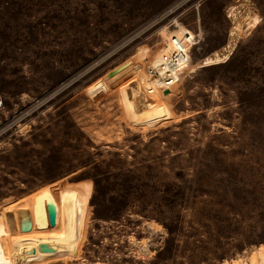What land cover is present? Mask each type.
I'll return each instance as SVG.
<instances>
[{"label":"rangeland","instance_id":"374dc122","mask_svg":"<svg viewBox=\"0 0 264 264\" xmlns=\"http://www.w3.org/2000/svg\"><path fill=\"white\" fill-rule=\"evenodd\" d=\"M261 244L264 0H0V264Z\"/></svg>","mask_w":264,"mask_h":264},{"label":"bare ground","instance_id":"6f19581e","mask_svg":"<svg viewBox=\"0 0 264 264\" xmlns=\"http://www.w3.org/2000/svg\"><path fill=\"white\" fill-rule=\"evenodd\" d=\"M192 41L188 45L191 44ZM176 70H178L176 68ZM168 89H164V93H167ZM224 264H264V244L259 245L256 252H252V254L249 257V260L242 261V260H232L231 262H225Z\"/></svg>","mask_w":264,"mask_h":264},{"label":"water","instance_id":"95a60500","mask_svg":"<svg viewBox=\"0 0 264 264\" xmlns=\"http://www.w3.org/2000/svg\"><path fill=\"white\" fill-rule=\"evenodd\" d=\"M69 220H70V211L66 209L65 210V221L68 222ZM55 223H56V209L55 207H51L49 211V224L55 225ZM50 249H51V246L49 244H43L37 248L38 251H49Z\"/></svg>","mask_w":264,"mask_h":264},{"label":"built area","instance_id":"2783aa9c","mask_svg":"<svg viewBox=\"0 0 264 264\" xmlns=\"http://www.w3.org/2000/svg\"><path fill=\"white\" fill-rule=\"evenodd\" d=\"M174 63V61H172V64Z\"/></svg>","mask_w":264,"mask_h":264}]
</instances>
